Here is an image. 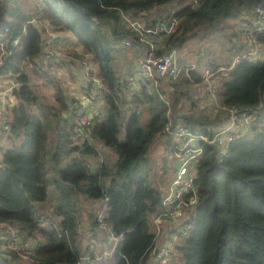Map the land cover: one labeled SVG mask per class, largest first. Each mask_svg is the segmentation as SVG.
I'll return each mask as SVG.
<instances>
[{
	"label": "trees",
	"instance_id": "16d2710c",
	"mask_svg": "<svg viewBox=\"0 0 264 264\" xmlns=\"http://www.w3.org/2000/svg\"><path fill=\"white\" fill-rule=\"evenodd\" d=\"M257 7L264 8V0H40L30 10L15 0H0V44L11 50L0 65V77L12 81L13 99L0 114L1 136L12 142L0 154V264L24 259L82 264L86 250L79 241L77 208L82 198L103 201V223L119 239L112 254L116 264H150L157 225L158 238L171 242L168 264H264V55L235 61L249 50L248 41L239 25H225L227 20H251ZM126 18L150 30L143 33L145 42ZM71 36L76 38L72 48L58 45ZM253 36L264 46V29ZM117 38L133 44L117 45ZM192 39L217 42L220 49L204 46L201 56L186 57L183 61L196 67L186 71L182 63L167 89L158 78L157 88L149 91L154 81L142 77L138 66L137 73L129 66V50L135 54L136 46H152L157 56L182 49ZM198 58L214 73L220 107L210 112L199 111L182 87L202 81ZM87 60L101 83L102 112L91 119L90 137L80 140L68 123L73 100L57 74L64 70L84 86L79 64ZM114 60L126 68L119 71ZM35 76L52 84L54 93L38 94ZM130 77L142 85L134 89ZM161 96L169 100L174 124L195 134L212 136L228 122L229 107L253 116L249 128L225 147L202 145L193 179L196 203L174 223V205L163 203L164 195L143 172L167 122ZM142 109L150 115L144 127ZM95 140L111 148L116 159L92 172L83 157L97 154L91 145ZM89 217L91 225L99 224Z\"/></svg>",
	"mask_w": 264,
	"mask_h": 264
},
{
	"label": "built area",
	"instance_id": "2783aa9c",
	"mask_svg": "<svg viewBox=\"0 0 264 264\" xmlns=\"http://www.w3.org/2000/svg\"><path fill=\"white\" fill-rule=\"evenodd\" d=\"M126 22L129 27L140 33V40L145 42L143 33L149 32V29H145L144 25L135 19L126 18ZM239 29L244 34L248 41V51L237 56L235 61L239 58L248 57L251 60H256L260 56V45H258L253 36L254 32L261 31L264 29V8L257 7L254 10V16L251 20H242L239 23ZM8 30L6 29L3 35H6ZM195 44L191 47L188 46L185 49H173L168 52H164L160 55H154L152 46L146 48L144 45L136 46V63L139 67V73L142 77L154 81L153 86L149 89L157 88V79H163L165 87L169 86L170 82L175 81L181 73L182 63L186 65V71L195 68V64L189 61H183L189 53L194 52L197 49L202 48V40L193 39ZM206 40V39H204ZM117 45L129 47L132 46L133 42L127 38H117L114 40ZM18 43L15 40L12 46H16ZM11 55V50L4 43L0 44V65L3 64L5 57ZM234 61V62H235ZM233 62V64H234ZM232 64V65H233ZM231 65V66H232ZM79 66L82 69L84 81L86 82L82 87L80 83H77L73 93L70 92V97L73 100V112L68 116V123L73 131L76 139L84 140L89 138L91 135V119L93 116L101 114L102 109L99 105V97L101 90V83L97 79L94 68L92 65L83 61L80 62ZM230 67H221L216 72H226ZM205 80L207 82V90L209 95H204L205 98L212 100L214 107H220L218 96L215 93L214 86L211 81V77L214 73L206 71ZM129 84L134 86L136 81L132 77L129 78ZM142 82V81H141ZM143 83V82H142ZM160 85V84H159ZM10 90V89H9ZM8 90V92H9ZM8 94L2 96L0 102V114H2L4 106L9 103ZM161 98L165 101L167 106V122L165 123L162 131L164 141L160 142L174 157L177 161L176 167L172 170L171 177L168 181L167 192L164 195L163 203L174 205L175 211L173 212V220L178 217H184L185 214L193 207L196 203V191L193 187V179L195 177V165L198 157L202 153L203 144H213L218 147H225L233 141L239 134H242L246 129L249 128L253 119L252 114L249 112H242L237 110L235 107H229L228 111L229 120L228 122L217 129L212 136H206L201 134L192 133L186 126L173 122L169 100L164 96ZM184 195H188L185 199ZM103 216H98V222L101 225L102 230L106 231L111 237L116 239L114 248L118 243L119 239L111 233L109 227L103 223ZM161 221L160 217H157L156 223ZM171 222V223H172ZM160 233V227L156 226L154 248L152 250V256L159 264H168L166 262V256L170 253L171 242L168 240L163 241L159 244L158 235ZM114 250V249H113ZM113 251H109L108 255L111 256ZM85 261L88 264H94L91 260Z\"/></svg>",
	"mask_w": 264,
	"mask_h": 264
},
{
	"label": "rangeland",
	"instance_id": "374dc122",
	"mask_svg": "<svg viewBox=\"0 0 264 264\" xmlns=\"http://www.w3.org/2000/svg\"><path fill=\"white\" fill-rule=\"evenodd\" d=\"M15 2L22 5L24 8H26V10H30L31 8H34V6L37 3H40V0H15ZM231 24H234V25L236 24V27H238L239 20L233 19V20H227L225 22V25L231 26ZM236 30H237V28H236ZM215 35L216 34H214V32H213L211 37L214 38ZM66 38L59 39L58 45H60L63 48H67V47L72 48L76 43V38L71 36L69 41H66ZM195 40H199V39H195ZM202 41H203L202 42V48L204 46L207 48L209 47L213 51H214V49H220L219 44H217V42L213 43L211 40H207V39L202 40ZM204 43H205V45H203ZM194 44H195V42L192 39V40L188 41V43L186 45H190V47H191ZM203 50L197 49L194 51V53L197 56H199V55L201 56L202 55L201 52ZM218 52H219V50H218ZM260 52H261V55H264V46L263 45H260ZM129 53H130L129 62H128L129 66H130L131 70H133V72L137 73L138 67L135 63L136 56H135V54H133L134 52L132 49L129 50ZM199 59H200V63H199L198 69L200 70L199 72L202 75V81L197 83V85L183 84L182 87H184L183 88L184 90L188 91V94H190V98L193 97V100L195 101L197 109L199 111L207 109V111L210 112L212 110V107H211L212 106V100L207 99L204 96V95H209L208 90H207V82L205 80L206 74L204 72V70L206 68L202 63L203 59L198 58L197 59L198 62H199ZM197 60H196V63H197ZM87 62H89V61L87 60ZM114 67L116 69H118L119 71L121 70V68L122 69L126 68V67L122 66L118 60H114ZM57 75H58V77H60L64 80V85L67 89H69V93L70 92L73 93V91L76 87L75 84L79 83V82H76V81L73 82L74 78H71L70 76H68V73H66V71H64V70H61L60 72H58ZM0 78L2 79L0 82V89L5 90L6 87L9 88L12 85L11 80L9 78H7V76H3ZM32 82H33L35 90L38 91V94H45V95L50 96L54 93V89H55L54 86H52V84L45 83L41 77H37V76L33 77ZM164 86H166V85H164ZM99 105H100V103H99ZM149 117H150V115H149L147 109H142V113L140 115V125L144 127L146 125ZM123 130H124V120H123V123L120 125V131L118 134L119 140L123 139V135H124ZM49 142H50V146L54 145V132L51 133L50 138H49ZM158 144L161 145L160 142L159 143L155 142L154 149L149 156L148 162L143 167V172L147 174L149 185L152 187L158 188L160 190V192L162 193V195H165L167 192V187H168V178L171 177V174H172L171 170L176 167L177 161L172 157V155L169 152H167V154H165L166 172L163 174L162 169H161V165H162L161 157L159 158L160 155H157L158 153L156 151V150H160ZM11 145H12V142L8 141V143L5 145V148L8 146H11ZM91 145L97 151V154L96 155H85L83 157V160L92 166V172H95L102 162H104L108 166H112V164L114 163V161L116 159V155H115L114 151L111 148L104 146L98 140L93 141L91 143ZM67 163H68V160H66L64 164H67ZM51 190H52V188H51ZM81 200H83V198ZM85 200H86V202H85ZM85 200H83L84 202H81V204H79L80 206L78 205V207H77L78 208V215L80 216L79 219L82 220L84 218L85 220H88V218H90L89 216H92V218H98L99 215H104L105 207H103L101 209V207L98 206L100 204H97L98 202H100V200H91V199H85ZM97 226H99V228L101 229L100 224H98ZM173 238H174V236H173ZM81 241H85V240L81 239ZM88 242H90V240H88ZM176 242H177V238L174 239V244H176ZM115 243H116V239L111 237L109 234H106L104 237V241H103L102 245L99 248L91 245L88 248V250H89L88 252L91 253V251H93L91 254L94 257H98L99 255H103V259L101 261L98 259L96 261V264H116V261L113 258V256L112 255L108 256V252L111 250L113 251V249H114L113 246ZM82 244H81V246H82V249L84 250V244L83 245ZM102 252H104V253L102 254ZM90 253L89 254L87 253V254L90 255ZM90 257H91V255H90ZM154 262L155 263L151 262L150 264H159V262L156 261L155 258H154ZM21 263L22 264H31V263H29L28 260H25V259L22 260Z\"/></svg>",
	"mask_w": 264,
	"mask_h": 264
},
{
	"label": "crops",
	"instance_id": "0c3cea01",
	"mask_svg": "<svg viewBox=\"0 0 264 264\" xmlns=\"http://www.w3.org/2000/svg\"><path fill=\"white\" fill-rule=\"evenodd\" d=\"M54 37H55V35H54ZM191 45V44H190ZM190 45H186L183 49H185V48H187L188 46H190ZM134 50H135V48H133ZM136 51V50H135ZM192 53H194V52H192ZM192 53H189L188 55H187V57H189L190 58V56L192 55ZM135 56H136V52H135ZM206 71H208V70H204V72H206ZM1 78H0V82H1ZM12 82V81H11ZM76 82H77V80H76ZM75 85H77V83L75 84ZM142 85V82L141 81H138L134 86H132L134 89H137V88H139L140 86ZM10 88V87H9ZM9 88H5V90H2V89H0V102L2 101V96L3 95H5V94H8L7 96H9V92H8V90H9ZM76 88V87H75ZM9 98V102H11L13 99L9 96L8 97ZM211 107H214L213 106V104H212V106ZM1 126H2V124H1V122H0V129H1ZM8 141L10 142V140H8V139H6V138H3L2 136H1V133H0V154H1V148H3V146H5L7 143H8ZM159 141L160 142H162V141H164V139H163V137H158L157 139H156V142H158L159 143ZM158 146H159V149L160 150H156L157 151V155H160L159 156V158L161 157V161H162V163H164V161H165V154H167V152H169L163 145L161 146V145H159L158 144ZM153 149H154V147L152 148V151H153ZM151 151V152H152ZM154 153V152H153ZM170 153V152H169ZM171 154V153H170ZM172 155V154H171ZM172 157H173V155H172ZM174 158V157H173ZM164 159V160H163ZM173 170V169H172ZM172 170H171V173H172ZM164 174V173H163ZM168 181H169V178H168ZM84 200V199H83ZM83 200H81V202H84ZM85 202H86V200H85ZM81 204V203H80ZM97 204H100V205H98L99 207H101V209L104 207L103 205H104V203H103V201H100V202H98ZM102 205V206H101ZM80 217V216H79ZM79 241H80V243L82 244H84V249L86 250V252L84 253V257H82V258H84V261H85V257H87V260H91L92 262H94V264H96V261L99 259L100 261L103 259V255H99L98 257H94L91 253L93 252V251H91V253L90 252H88L89 250H88V248H89V246H91V245H93V246H96V247H100L101 245H102V243H103V241H104V237H105V234H104V232L102 231V228L100 229L99 228V226H97V224L95 225V224H93V225H91L90 224V221H89V219L88 220H85L84 218L81 220V219H79ZM81 239H84L85 241H81ZM160 239L161 240H163V241H165L167 238L166 237H164V238H158V242L160 243ZM88 240H90V242H88ZM162 241V242H163ZM171 241L173 242L174 241V238L172 237L171 238ZM161 242V243H162ZM82 244V245H83ZM90 253V255H91V257H90V255H88V254ZM104 252H102V254H103ZM109 256V255H108ZM93 257V258H92ZM87 262V261H86ZM152 262L153 263H155L154 262V258H153V256H152Z\"/></svg>",
	"mask_w": 264,
	"mask_h": 264
},
{
	"label": "water",
	"instance_id": "95a60500",
	"mask_svg": "<svg viewBox=\"0 0 264 264\" xmlns=\"http://www.w3.org/2000/svg\"><path fill=\"white\" fill-rule=\"evenodd\" d=\"M81 262H82V264L84 263V258H82Z\"/></svg>",
	"mask_w": 264,
	"mask_h": 264
},
{
	"label": "clouds",
	"instance_id": "9594fccd",
	"mask_svg": "<svg viewBox=\"0 0 264 264\" xmlns=\"http://www.w3.org/2000/svg\"><path fill=\"white\" fill-rule=\"evenodd\" d=\"M85 262V261H84Z\"/></svg>",
	"mask_w": 264,
	"mask_h": 264
}]
</instances>
